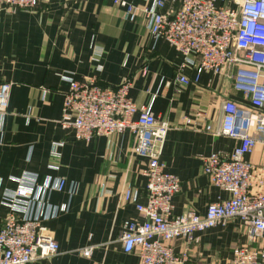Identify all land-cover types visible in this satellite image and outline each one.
<instances>
[{
  "label": "crops",
  "instance_id": "0c3cea01",
  "mask_svg": "<svg viewBox=\"0 0 264 264\" xmlns=\"http://www.w3.org/2000/svg\"><path fill=\"white\" fill-rule=\"evenodd\" d=\"M126 1L138 7L154 2ZM145 24L143 17L128 21L111 0H45L31 10L0 6V83L11 84L8 113L0 120V228L11 213L5 196L21 186L35 187L27 213L42 219L59 244L56 255L29 264H139L136 253L123 250L120 234L126 221L142 220L124 192L131 188L146 202L148 160L134 152L128 132L85 142L62 129L68 79L108 86L130 79V98L170 122L161 160L181 183L174 214L193 209L204 215L210 203L229 197L210 184L203 162L214 152L231 153L239 141L205 127L216 131L224 99L242 102L244 96L233 89L228 72L197 78L193 65L184 71L189 83L176 85L181 54ZM199 110L206 120L196 117ZM185 117L196 124L186 126ZM55 142H64L58 155ZM263 158L259 145L245 160L260 164ZM195 236L190 264H229L233 248L247 243L237 220ZM170 244L181 252L182 239ZM87 247L94 248L91 257L80 254Z\"/></svg>",
  "mask_w": 264,
  "mask_h": 264
},
{
  "label": "built area",
  "instance_id": "2783aa9c",
  "mask_svg": "<svg viewBox=\"0 0 264 264\" xmlns=\"http://www.w3.org/2000/svg\"><path fill=\"white\" fill-rule=\"evenodd\" d=\"M44 1L0 0V6L31 10ZM111 2L124 9L130 22L143 17L153 37L165 39L181 54L176 85L189 83L184 71L191 65L197 78L204 72L220 76L228 72L233 89L245 99H224L216 131L210 125L205 127L210 133L239 141L231 153L214 152L203 162L210 184L227 191L229 197L210 203L204 215L193 209L177 215L173 198L181 183L161 160L165 139L173 128L170 122L156 118L148 105H137L130 98V79L118 86L68 79L59 120L62 129L73 131L74 139L85 142L95 136L128 132L135 141L134 152L148 160L143 172L146 202H140L138 192L131 188L124 192L142 220L124 223L120 234L123 250L136 253L139 264H190L196 233L237 220L246 229L247 243L233 248L229 264H264V158L260 164L245 160L259 145L264 153V0H154L142 7L126 0ZM10 87V83H0L1 121L8 113ZM195 115L207 118L202 110ZM184 124L191 126L196 120L185 117ZM63 145L53 143V154L58 155L57 149ZM63 187L60 180L56 188L61 191ZM37 192L35 187L21 186L5 196L11 213L0 228V264H29L59 252L44 221L27 213ZM52 214L45 218H52L55 212ZM174 239L183 241L180 253L170 244ZM93 253V247L80 251L84 257Z\"/></svg>",
  "mask_w": 264,
  "mask_h": 264
}]
</instances>
